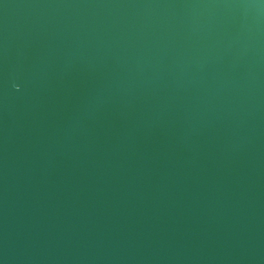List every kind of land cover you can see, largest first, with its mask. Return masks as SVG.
Here are the masks:
<instances>
[{"label": "water", "instance_id": "1", "mask_svg": "<svg viewBox=\"0 0 264 264\" xmlns=\"http://www.w3.org/2000/svg\"><path fill=\"white\" fill-rule=\"evenodd\" d=\"M0 264H264V0H0Z\"/></svg>", "mask_w": 264, "mask_h": 264}]
</instances>
